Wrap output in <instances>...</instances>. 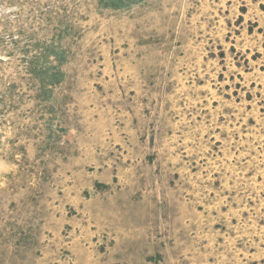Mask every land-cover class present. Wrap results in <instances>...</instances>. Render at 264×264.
Here are the masks:
<instances>
[{
	"label": "rangeland",
	"instance_id": "374dc122",
	"mask_svg": "<svg viewBox=\"0 0 264 264\" xmlns=\"http://www.w3.org/2000/svg\"><path fill=\"white\" fill-rule=\"evenodd\" d=\"M0 264H264V0H0Z\"/></svg>",
	"mask_w": 264,
	"mask_h": 264
}]
</instances>
